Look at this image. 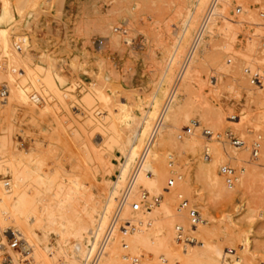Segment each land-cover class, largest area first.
Here are the masks:
<instances>
[{"label": "rangeland", "instance_id": "rangeland-1", "mask_svg": "<svg viewBox=\"0 0 264 264\" xmlns=\"http://www.w3.org/2000/svg\"><path fill=\"white\" fill-rule=\"evenodd\" d=\"M143 2L139 10L136 9L137 7L133 9L139 11L136 12L137 19L134 22L129 18L127 11L129 0H0V135L14 126L12 141L13 145H16L15 148L20 151L34 152L37 161L36 173L49 175L54 181L52 189L46 192L47 199H55L53 193L62 183L76 189L78 196L84 202H91L93 198L105 195L100 180L102 172L94 167V163L81 151V147L86 142L90 148H97L108 135L101 134L104 138H99L97 125H88L91 110L85 106L76 109L75 103L68 97L81 101L82 89H89L91 85L99 86L106 97L99 98L97 106H106L109 111L108 118L101 121L99 127L111 132L112 125L115 123L118 128L123 124L119 129H126L127 126L123 123L126 119L124 118V121L118 109V106L124 103L127 104L128 114L134 119V126L138 127L140 120L136 110L139 98H147L151 95L152 88L148 81L151 78H160L165 71L170 54L183 28V19L178 14L183 0H143ZM245 3L257 14V17L264 21V15H260V11H264V0L232 1L224 15L228 19L239 20L238 18L245 13V6H243ZM7 4L10 6L8 17L1 19L4 6ZM237 5L241 6L239 13H235ZM219 24L222 27L224 25L223 21ZM116 25H119L120 30L127 29L126 32L118 33L130 34L132 37L129 44L131 50L127 47H117L114 38L119 44H123L117 31L114 32ZM246 28H249V24ZM154 29L164 33L174 42L170 54L168 51H163V58L160 56V49L166 50V48L162 44L159 43L160 46H157L160 51L152 50ZM256 33L255 43H259L257 47L262 49H258V55H262L264 32ZM249 36H242L235 28L229 32L221 29L211 47L203 55V60L197 65L191 63L192 67L190 66L188 70V76L180 85L182 89L188 87L186 106L174 130L178 132V135L184 136L179 141H183L189 134H197L201 142L197 151L190 146L184 148L179 160L173 152L172 145L164 149L165 162L169 169L165 174L164 183L166 184L169 175L180 173L182 178L177 179L169 188L174 190L175 186L182 185L184 188L177 191L183 193L190 203L200 210L205 220L192 231L197 236L198 242L189 246L199 248V243L210 237L217 249L232 251L234 248L233 255L228 256V264H262L264 262V217L259 218L256 212L264 209V184L258 179V173H262L264 179V165H259L264 155V130L247 125V130L254 131L250 133L235 124L237 118L249 114L248 106L256 109L255 98L250 92L258 89H253L249 85L247 77L233 79L239 76L235 59L230 63L234 66L230 72H227L224 67L226 59L234 55L240 45L246 46ZM245 37H248L246 41ZM189 45L183 51L180 62L175 68L174 78ZM35 75H42V79L46 81L53 80L64 99L54 96L55 102H50L51 93L42 90V84L46 87L47 83L39 84L40 80ZM214 77L217 79L215 80ZM6 86L10 94L4 102L6 93L3 94V92ZM35 95L40 96L43 104H35ZM49 103L59 112L64 113V109L69 110L68 118L70 117L72 121L69 128L65 126L52 128L53 126L46 119L47 124H50L48 128L43 114L47 113L45 107ZM232 113H237V118H229ZM250 115L259 116L255 110ZM187 120L189 121L186 122ZM194 120L196 123L193 126L191 122ZM186 125L192 126V133L184 131ZM44 127L47 128L46 131ZM203 127L211 130L231 128L244 140V147H248L245 151L248 157L244 158L245 160L228 159V162L233 164L238 172H241L242 168H245L247 172L254 167L258 170L251 173L247 187L244 188L245 198H248L251 207L255 209L253 224L245 220L228 218V214L239 216L245 212L246 206L238 193L232 192L225 200L213 203L209 199L204 175L197 176L200 154L204 155L207 148H213L212 144L215 142L214 137H206L201 133ZM74 130H77L80 135H73ZM48 133L51 134L50 137L45 138V135L49 136ZM256 138L259 139L260 154L258 158H253L250 156V148ZM228 143L226 145H230L228 148H234ZM171 154L174 155L172 158ZM171 163L174 165L171 166ZM221 163L222 161L218 163L217 168ZM149 175L152 174L149 173ZM1 177L2 180H7L5 174ZM236 186L237 183L234 182L233 187L229 188L235 190ZM45 187L46 185H42L41 189L44 191ZM7 188H11V185ZM144 188L146 187L143 186L141 189ZM171 193L177 194L176 191ZM149 194L155 193L149 190ZM77 209L79 213L75 218L81 221L85 213L80 205ZM144 210L147 212V221L156 217L154 209ZM173 214L171 220H174V228L176 224H181L190 231L186 213L177 209L176 195ZM78 215H83V218ZM149 226L151 227L152 224ZM11 227L17 226L11 224ZM35 234L43 246H48L59 238V236L50 235L47 239L44 232L37 227ZM5 235L9 248L18 252L20 259L22 257V260H25L24 264H46L37 249L33 252L31 259L33 262H28L29 247L24 244L21 235L10 228H7ZM70 236H68V244L73 247L76 240ZM246 236L250 237L247 242L249 247L258 246L254 252L247 251L243 241ZM155 247L152 254L141 251L131 252L128 249L127 251L141 254L140 264H176L177 259L169 254L165 247H159L157 244ZM1 251L2 263L9 264L8 247L4 245ZM213 256L218 258L214 253ZM163 257L167 259L165 262L162 260ZM177 264L185 263L178 261Z\"/></svg>", "mask_w": 264, "mask_h": 264}, {"label": "bare ground", "instance_id": "bare-ground-1", "mask_svg": "<svg viewBox=\"0 0 264 264\" xmlns=\"http://www.w3.org/2000/svg\"><path fill=\"white\" fill-rule=\"evenodd\" d=\"M232 1L248 2L251 0L217 1L204 29L201 32L196 47L184 66L180 78L176 82L175 88L170 97L169 91L174 83L173 74L175 68L180 62L183 51L190 44L197 29V25L199 24V19L202 18L209 0H183L178 9V14L181 19H183V28L171 54V48H173L174 44L172 39L167 37L164 33L159 32L157 30L158 28L156 30L154 29V45L152 50L158 49L157 46L162 44L166 50L160 49V56L163 58V51H168L169 53H167L170 54V59L161 77L157 79L151 78L148 81V84L152 88L151 95L147 98H139V105L136 110L137 116L140 120L138 127L134 126V119L128 114L127 104L125 103L120 104L118 109L119 112L122 113L123 119H126V121L124 119L125 122H123L127 126L126 129H119L123 124L118 128V125L115 123L112 125L111 132L104 131L99 127L101 121L106 120L109 116V111L106 106H97V100L100 101L99 98L106 97L99 86L91 85L89 89H82V103L79 100H74L73 98L68 97V99L75 103L74 106H76V109L85 106L91 110V118L88 121V125H97L96 129H99V138H104V135L101 134L108 135L97 148H90L86 142L81 147V151L89 157L92 163H94V167L102 172L100 180L103 184L105 195H102L99 198H93L91 202H84V200L78 196L76 189L62 183L53 193L55 199L50 200L45 198L46 192L52 189L54 181L49 175H38L36 173L37 167H35V164L37 161L33 154L34 152L20 151L15 148L16 145L14 146L12 141V131L14 126L0 135V264H3L1 250L4 249V245L8 247L10 253L9 264L25 263V260H22V257L20 259V255L16 250L9 248L5 235L7 228H10L15 231V233L21 235L24 244L29 247L30 253H28L30 254V259L29 261L27 260L28 262L31 261L33 258V252L37 249L46 264H82L86 247L91 241V234L93 233V235H95L103 230L109 214L114 207L115 198L126 185L128 177L134 165L137 163L157 120H159L158 125L154 130L149 144L146 146L130 192V195L133 198H137L138 192L144 186L146 187L144 189L148 191L150 190L155 194L160 193L161 197L159 202L150 208L154 209L156 217L147 221V212L144 208L131 210L126 206L121 213V216L136 221L138 226L135 230L127 233L116 230L106 247L105 253L101 257L100 264H117L119 262L121 255L125 252L121 245L122 241L127 243V249L129 251H141L146 254L147 252L152 254L155 251V245L157 244L159 247H165L166 251L175 256L177 261H182L185 264H228V256L233 255L234 248L232 252L217 249L210 240V237L205 238L203 242H200L199 248L196 246H189L192 244L182 247L176 243L174 239V220H171V217L174 215L173 203L176 194L171 192H178L177 189L182 190L184 187L180 185L177 187L175 186L174 190L170 188L165 189L164 177L169 169L165 162L164 149L168 145H172L174 147L173 152H175V156L179 160L183 155L184 148L190 146L196 150L201 142L197 134H189V136L185 137L183 141H179V139L184 136L182 137L181 134L178 135V132H175L176 130H174V127L178 125L183 116L182 112L186 106V96L188 93V87L186 86L182 89L180 85L183 83L182 80L188 76V70L191 63L193 62V64L197 65L203 60V55H205L207 50L213 44V40L217 37L218 31L222 29L223 31L229 32L235 28L238 29V32H240L242 36H249L247 34H251L249 40L246 42V46L243 47V45H240V48L237 49L235 54L230 55L224 63L226 71L230 72L234 67L230 63L235 59L236 64H234L238 70L239 76L233 79H244L246 77L243 72V67L245 65L259 66L264 72V49L262 51L263 54L258 55L259 47L257 46L260 44L255 43V40L257 39L255 38L257 34L256 32H264V21L257 17V14L248 7L246 3L245 5L243 4V6H245V13L238 18L239 20L228 19L226 15H224V12ZM143 3V0H129L127 11L130 16L129 18L131 20L133 19L132 21L135 22L137 19V11L133 9H135V7H137L136 9L140 8ZM193 3L195 4L192 5ZM4 7L1 19H6L8 17L10 6L7 4ZM227 15L229 16V14ZM126 20H128V18ZM220 21H223V27L219 24ZM247 24H249V28H246ZM126 30H120L119 25H116L114 28V32L117 31L116 33L119 34L123 45L119 44L116 38L114 39L118 48L127 47V49L131 50L129 47V44L132 41L130 34L122 35L118 33H123V31L126 32ZM245 33L246 35H243ZM108 38L110 39V37ZM246 38L248 37L244 38L245 41ZM35 76L40 80L39 84L47 83L46 87L42 84L43 88H41L43 91L51 93L50 102H55L56 99L54 96L61 98L62 100L64 99L62 93L56 88L53 80L50 81L47 79L48 81H46L45 79H42V75ZM45 76L47 77V75ZM214 78L215 80L217 79V77ZM49 81L53 83L50 84ZM249 85L253 89H258L257 91L254 90L250 92L252 97L255 98L256 109H252L248 106L249 114L245 117L237 118L235 124L237 127L243 128V130H247V125H251L254 129L264 130V82L260 87L252 86L250 83ZM5 93L6 97H4V102H6L10 94L8 86H6ZM34 97L35 104H43L39 95H35ZM45 108L47 113L43 114V118L45 119L44 122H46L47 126L50 124L53 126H50V128H57L59 126L69 128L72 125V121L69 119L70 117L68 118L69 110L64 109V113L59 112L50 103L46 105ZM254 110L256 111V114L259 115L258 117L250 115ZM46 119L49 120L50 124H47L48 122ZM188 121L189 120L186 122ZM46 130L47 128L45 131ZM247 131L250 133L254 132L253 130ZM72 132H75L73 135L79 134L77 130ZM50 135L47 137L45 135V138H49ZM226 145V141L215 139V142L212 144L213 148H207V151L211 156L205 157L200 154L197 176L204 175L209 199H211L213 203L218 200H225L232 194V192L238 193L240 199L244 202V206H246L244 210L245 212L239 216L228 214V218L230 220H245L246 222L253 224L255 219V209L251 207L248 198H245L244 188L247 187L251 173L258 170L254 167L250 172H247L245 168H242L241 172H239L245 174L241 175L238 172L239 175L235 180L237 186L235 190H231L230 188L233 187V184H227L225 182L223 176L218 172L217 165L221 161L228 162V159L239 161L241 159L245 160L244 158L248 157L245 152L248 147H244L245 142L242 145L234 146V148H228L230 145ZM241 147L244 148L239 149ZM259 154L260 149L255 158H258ZM173 156V154L170 155L171 158ZM245 162L248 163V161ZM170 165L173 166L174 164L171 163ZM259 165H264V155L263 160ZM148 171L152 175H149ZM2 174L6 175L7 180H2ZM181 178L182 177H180V179ZM258 179L264 184L262 173H258ZM10 185L11 188H7V186ZM42 185H46L44 191L41 189ZM79 205L85 213L84 218L83 215H78V217L81 216L83 218L81 221H79L80 219L77 221L78 218H75L77 217L76 214L79 213V210L77 209ZM181 211L185 212L184 210ZM256 212L258 213L259 218L264 217V209H260ZM204 221L202 215V221L197 227ZM11 224H15L17 227L13 228L11 227ZM149 224H152V226L150 227ZM36 227L44 232V236L47 239L50 235L59 236V238L57 237V241L50 243L48 246H43L35 234ZM70 235L76 240L73 247L68 244V236ZM210 235L211 234H209V236ZM5 239L6 243L4 241ZM249 240L250 237L246 236L243 240L245 242L244 245H246L247 251L252 250L254 252L258 249V246L249 247L247 244ZM197 242L198 240L193 244H196ZM213 253L218 258H215ZM163 259L167 260L164 257L162 260ZM32 262L33 261H31V263ZM262 264H264V262Z\"/></svg>", "mask_w": 264, "mask_h": 264}, {"label": "built area", "instance_id": "built-area-1", "mask_svg": "<svg viewBox=\"0 0 264 264\" xmlns=\"http://www.w3.org/2000/svg\"><path fill=\"white\" fill-rule=\"evenodd\" d=\"M217 1L218 0H209V3L202 15V18L200 19L199 25L192 37L190 45L176 72L174 83L172 84L170 91H169V97L175 88L176 82L180 78V75L182 73L184 66L188 62V59L191 57V54L196 47V44L201 35V32L204 29L205 24L207 20L209 19ZM240 10H241V6L237 5L235 7V13H239ZM260 15L263 16L264 11H260ZM243 72L246 75L248 82L252 86L260 87L263 85L264 72L259 66L245 65L243 67ZM3 94H5V92H3ZM237 116H238L237 113H232L229 115V118L234 119V118H237ZM158 121L159 120L155 122L153 131L151 132L149 138L147 139L145 147L142 150V153L137 163L134 165L128 177L126 185L120 191L118 196H116L114 207L112 208L109 214L107 223L105 224L103 230H101L100 233H97L95 235H93V233L91 234V241L86 247L85 254L82 259V264H100L101 257L105 253L106 247L109 244L111 237L116 230H119L123 233L131 232L135 230L138 223L136 221L130 220L129 218H123L121 216V213L123 212L126 206L131 210H138L141 208L150 209L151 206L159 202L161 194L160 193L159 194H149V191L146 189H141L138 192L137 198H133L130 195L133 182H134V178L139 170L141 159L144 155L146 146L149 144L153 136L154 130L156 126L158 125ZM195 123H196L195 120L191 122L193 126ZM184 131L186 133L192 132V126L186 125L184 128ZM201 133L206 137H214L215 139H219L221 141H227L233 146H239L244 143L243 139L240 138L238 135H236L231 130V128H226L224 130H211V129L203 127L201 129ZM259 149H260L259 139L256 138L251 143L250 156L253 158L257 157ZM204 156L209 157L210 153L207 150H205ZM218 172L223 176L227 184H233L238 176V169L229 162H222L218 167ZM180 177H181L180 173L169 175L166 179L165 189H168L169 187L174 185L176 180L179 179ZM176 199H177V209L184 210L186 213L190 231H188V229H185L181 224H176L174 228L175 230L174 239L177 244H179L182 247H185L189 244L195 243L198 240L197 236L192 231L202 221V214L197 207H195L194 205L190 203L189 199L183 193L177 192ZM121 245L125 249V252H123L117 264H140L141 254L131 253L127 251L128 246H127V243L124 241H122ZM229 252H232V251H229ZM165 261L166 260L163 259V262ZM177 263L178 261H176V264Z\"/></svg>", "mask_w": 264, "mask_h": 264}]
</instances>
